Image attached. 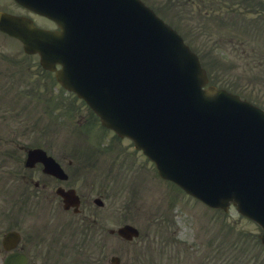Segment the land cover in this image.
I'll return each mask as SVG.
<instances>
[{
    "label": "rangeland",
    "instance_id": "374dc122",
    "mask_svg": "<svg viewBox=\"0 0 264 264\" xmlns=\"http://www.w3.org/2000/svg\"><path fill=\"white\" fill-rule=\"evenodd\" d=\"M146 2L191 45L208 73L210 84L253 97L264 106L262 0ZM4 5L22 11L12 0H0V9ZM33 18L38 24L43 23ZM69 102H75L71 108L76 113L58 109L68 107ZM89 113L82 101L60 90L52 75L40 69L36 56H26L18 40L0 32L1 223L10 220L9 213L3 215L5 208L21 213V208L27 206L17 198L24 197V193L16 192L20 187L17 182L8 184L6 174L13 168L10 153L18 152L20 145H43L53 154L67 152L66 158L75 160L82 155V142L87 135L100 134ZM122 142L115 145L113 156L120 154L122 158L114 159L108 168L110 196L115 197L113 205L116 204L108 208L109 223L117 224V216L122 222L127 218L121 214L131 210L137 213L140 209L141 217L131 219L141 234L128 244L116 237L109 239V254L120 252L124 257L120 264H264V246L259 240L261 228L255 222L233 208L224 212L199 205L195 198L178 193L171 183L159 177L153 179L149 162L144 164L143 157L139 159L131 151V144ZM89 164L101 166L102 160L92 157ZM138 169L144 173L139 193L135 185L125 190V177ZM15 201L19 203L16 208Z\"/></svg>",
    "mask_w": 264,
    "mask_h": 264
},
{
    "label": "water",
    "instance_id": "95a60500",
    "mask_svg": "<svg viewBox=\"0 0 264 264\" xmlns=\"http://www.w3.org/2000/svg\"><path fill=\"white\" fill-rule=\"evenodd\" d=\"M20 1L55 18L63 30H36L7 14H0V29L22 39L27 50H39L42 60L60 59L61 82L84 96L104 124L131 137L162 176L194 193L210 182L201 160L222 154L204 141L216 142L210 138L225 129L227 115L234 113L240 129L252 118L264 122L214 88L202 90L196 55L140 0ZM125 231L136 233L128 226Z\"/></svg>",
    "mask_w": 264,
    "mask_h": 264
},
{
    "label": "flooded vegetation",
    "instance_id": "af4514ba",
    "mask_svg": "<svg viewBox=\"0 0 264 264\" xmlns=\"http://www.w3.org/2000/svg\"><path fill=\"white\" fill-rule=\"evenodd\" d=\"M55 159L61 164L63 170L65 171L66 175L64 178L56 177L55 175L45 173L44 168H42L41 164H37L33 167H30L29 171H23L22 172V178H26L28 182H32L33 185H30L24 193L28 195L30 192L34 191L35 197L31 196L33 202L38 203H45V204H62V198L61 196L57 195L55 190L56 188L61 185L63 182H70L75 183L76 182V176L71 171V161L64 162V159L62 156L54 154ZM63 176V175H62ZM34 179H36L34 181ZM83 195L81 194L80 197V204H79V212L83 214V218H88L89 215L92 213L90 210H86V208H82L81 205L84 203L82 199ZM62 211V210H61ZM68 212V211H67ZM71 221V220H70ZM77 222V220H76ZM34 231V230H33ZM34 235H36L37 238L41 237L44 238L45 234L42 231H35ZM39 247H42L43 250H45L46 246L45 243L42 246H39V244L36 245L35 249L33 250V255L31 257V263L32 264H42V258H43V250L40 251ZM29 258V257H28ZM29 264V262H28Z\"/></svg>",
    "mask_w": 264,
    "mask_h": 264
}]
</instances>
